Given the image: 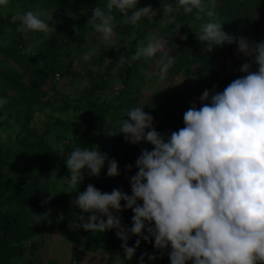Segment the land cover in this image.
Instances as JSON below:
<instances>
[{"label":"clouds","instance_id":"obj_1","mask_svg":"<svg viewBox=\"0 0 264 264\" xmlns=\"http://www.w3.org/2000/svg\"><path fill=\"white\" fill-rule=\"evenodd\" d=\"M9 0H0L7 7ZM138 0H108L97 5L87 24L99 34L101 43H110L115 30L113 10H118L122 22L136 25L143 18L158 15L151 5L137 7ZM177 7L195 19L203 15L216 16L215 0H177L162 3V19L170 17ZM43 10L26 11L19 15L18 31L50 33L52 15ZM181 24L175 25L178 32ZM197 40L204 52L215 47L236 44L237 54L249 58L239 69L241 76L231 81L223 91L213 86L205 89L196 103L183 114L184 127L170 133L157 132L154 118L140 106L129 109L127 119L120 121L119 133L124 141L136 145H152L142 149L136 159L135 175L129 177L130 194L122 189L102 192L88 184L71 201L80 210L79 227L86 232L114 231L121 241L124 260H131L141 241L154 242L161 256L166 252L170 264H264V41H250L223 31L222 23L209 19L200 26ZM135 39L134 34L123 37ZM181 39H187L182 36ZM145 45L138 43L141 55L161 56L159 73L166 74L175 62L166 52V41L149 36ZM91 53H84L88 60ZM255 66V70H253ZM7 103L0 99V107ZM68 175L57 180L56 170L47 181L55 179L76 189L84 173L98 177L107 167L106 175H120L118 163L110 159L99 145H78L64 161ZM131 165L125 171H131ZM42 182H46L41 177ZM49 195L43 204H48ZM123 202V204H122ZM31 213L35 224L51 223V209L43 214ZM131 210V227L122 223L119 213ZM83 214H88L85 217ZM64 219L61 212L57 222ZM137 237L134 246L128 240ZM158 259L155 254L142 253L138 264ZM118 264H124L117 254Z\"/></svg>","mask_w":264,"mask_h":264},{"label":"rangeland","instance_id":"obj_2","mask_svg":"<svg viewBox=\"0 0 264 264\" xmlns=\"http://www.w3.org/2000/svg\"><path fill=\"white\" fill-rule=\"evenodd\" d=\"M67 1L72 6H76L78 2ZM49 2L9 0L7 7H0V69L7 71L13 81L10 86L0 84V99L7 101L0 107V186L21 189L16 201L26 205L33 213L43 214L50 208V218L57 219L62 212L68 230L75 232L84 243L112 240L114 231L86 232L79 227L82 213L71 201L76 192L80 191L84 180L77 190L57 181L68 175L64 161L70 152L78 145H99L102 152L117 161L120 175L108 177L105 166L98 177L92 176V185L102 192L122 189L130 194L129 177L137 171L136 159L142 149L150 150L152 145L141 142L131 146L124 141L119 129L120 121L127 119V111L136 106L144 107L143 110L151 114L161 126V131H178L184 127L183 114L192 103L195 102L197 108L200 107L199 97L205 89L211 91L215 86L217 91H223L231 81L242 75L239 71L241 65L249 62V58L237 54L235 43L225 44L213 48L211 52H204L203 48H199L187 57H180L166 74H160L162 53H157L154 57L141 55L137 60H131L138 51V43L143 41L146 45L149 36L162 39L158 28L167 27L175 31L176 24L183 25L178 32L190 30L198 34L201 24L209 19L222 23L223 31L255 42L264 41V28L234 26L217 14L213 18L203 15L201 20L188 17L178 19L177 16L183 12L182 7H177L161 23V4L175 5L177 0H159V5L153 8L158 12L156 17H146L147 21L136 25L120 22L121 30H114L110 43H101L99 34L92 28L78 43L74 41L71 50L67 51L65 41L54 46L47 42L54 31L44 33L38 41L31 40L35 35L34 31H18L19 15L29 10H43L48 16L52 15L50 25L58 23L60 17L57 11L43 8ZM155 3L156 1L153 5ZM63 12L66 18H75L67 10ZM48 16L44 19L47 20ZM75 30L76 25L71 33L72 37ZM133 34L135 39L126 42L123 38ZM19 36L27 41L25 51L17 49L14 43ZM70 40L71 38L68 41ZM39 46L47 51L50 61L61 60L66 68L70 71L78 70L81 76L73 77L67 72L63 76L40 77L37 72L27 69L22 62L24 55H33L35 52L32 51H36ZM132 46L134 53L130 51ZM55 48L58 50L54 51ZM84 53H91L88 60L83 59ZM121 67H126L127 73ZM106 104L111 107L105 110ZM41 141L57 159L53 169L56 170L57 180L47 181L52 170L46 176H41L46 182L36 185L33 181L36 171L30 165L35 153L33 145ZM128 165L132 166L131 171L126 172ZM49 195H52L50 202L43 204ZM83 215L87 217L88 214ZM119 215L122 223L131 227V210ZM16 224L20 229L34 225L30 211L19 214ZM153 243L143 241L133 258L124 260L121 244L118 252L110 256L100 249L88 250L84 245L66 239L56 228H50L24 241L21 244L24 248L23 256L11 258L9 264H118L117 254L124 264H138L142 253L159 257L153 264H170L167 253L161 256L154 249ZM128 246L132 247L134 244L130 243ZM145 264H148L147 257Z\"/></svg>","mask_w":264,"mask_h":264},{"label":"trees","instance_id":"obj_3","mask_svg":"<svg viewBox=\"0 0 264 264\" xmlns=\"http://www.w3.org/2000/svg\"><path fill=\"white\" fill-rule=\"evenodd\" d=\"M48 5L43 8H49L57 11L60 17L58 23L53 25V33L49 35L52 46L60 44L62 41L66 42V50L70 51L72 43L75 41L78 43L85 35L92 29L91 25L87 24L88 19L92 15V9L97 5L101 7L105 6L108 0H78L76 6H72L67 0H49ZM156 1L155 5L153 2ZM208 3V0H206ZM216 7L215 13L225 19L229 24L234 26H259L264 28V0H215ZM144 5H151L152 8H156L159 5V0H138L137 7H143ZM67 8V9H65ZM63 10H67L73 17L72 19L66 18ZM115 17V32H119L121 27L119 25L122 22L121 14L118 10H113ZM195 19V10L193 13L185 14L184 11L177 18L178 19ZM176 20V19H175ZM147 21V18H143L140 22ZM76 25V33L72 37L71 33ZM162 40L166 41V52L168 55H174L176 57L175 64L180 57H187L190 53H195L199 48H204L196 38L192 31L181 30L179 32L173 31L171 28L159 27L158 28ZM32 41H38L40 37L44 36V32L35 31ZM187 36V39H181L182 36ZM71 38L70 42L68 41ZM14 43L17 49L26 50L27 41L23 37L19 36L15 38ZM64 46V47H65ZM58 49L55 48L54 51ZM130 51L135 52L132 46ZM33 55H24L23 64L31 71H35L40 77L50 75L52 77L63 76L67 72L73 77H80L78 70L70 71L65 67V64L61 63V60L50 61L47 56V51H44L39 46ZM60 55V53H59ZM164 55V53H162ZM21 62V61H20ZM21 62V63H22ZM116 62V61H115ZM41 63V64H39ZM117 64V63H116ZM42 65V67H40ZM125 73H127L126 67H121ZM253 70L255 67L253 66ZM11 77L8 76L7 71L0 69V84L10 86L12 84ZM109 104L104 105V109L110 108ZM154 127L157 132H164L160 130V125L156 123L154 119ZM137 145V144H136ZM131 146H135L132 145ZM152 149V148H151ZM150 149V150H151ZM35 153L32 155V165H30L36 173L33 176V181L36 185L41 184V176H46L56 167V157L51 155V150L45 147L41 141L38 144L33 145ZM84 183L78 193L83 192L88 184H92V176H89L87 172L84 173ZM21 189L9 188L0 186V264H9V261L13 257H22L24 254V248L21 245L24 241H27L43 231L50 228H56L62 236L69 241L78 245H84L88 250L100 249L110 256H113L118 252V247L121 241L113 236L112 240H98L95 243L91 241L83 242L80 240L75 232L69 231L67 224L64 220L57 222V219H51V223L34 224L29 228L20 229L16 222L19 214L26 213L28 208L26 205L17 203V198L21 193ZM137 237L132 236L128 240V244H135ZM141 241L140 245H142Z\"/></svg>","mask_w":264,"mask_h":264}]
</instances>
